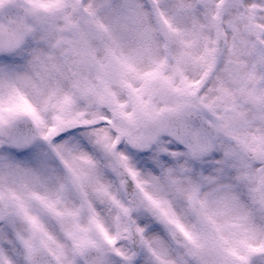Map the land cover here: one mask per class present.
Instances as JSON below:
<instances>
[{
    "label": "snow or ice",
    "instance_id": "obj_1",
    "mask_svg": "<svg viewBox=\"0 0 264 264\" xmlns=\"http://www.w3.org/2000/svg\"><path fill=\"white\" fill-rule=\"evenodd\" d=\"M0 264H264V0H0Z\"/></svg>",
    "mask_w": 264,
    "mask_h": 264
}]
</instances>
